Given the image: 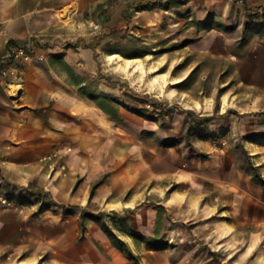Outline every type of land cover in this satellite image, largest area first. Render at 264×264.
Here are the masks:
<instances>
[{
  "label": "rangeland",
  "instance_id": "1",
  "mask_svg": "<svg viewBox=\"0 0 264 264\" xmlns=\"http://www.w3.org/2000/svg\"><path fill=\"white\" fill-rule=\"evenodd\" d=\"M141 1L67 7L34 46L50 51L70 94L114 118L88 133L104 137L109 124L128 144L166 149L170 167L141 189L140 207L158 212L153 249L187 264H252L264 246V4ZM62 252L75 264L70 247L11 264H61Z\"/></svg>",
  "mask_w": 264,
  "mask_h": 264
},
{
  "label": "crops",
  "instance_id": "2",
  "mask_svg": "<svg viewBox=\"0 0 264 264\" xmlns=\"http://www.w3.org/2000/svg\"><path fill=\"white\" fill-rule=\"evenodd\" d=\"M91 1L0 0V264H11L20 255L35 263L36 250L67 247L76 253L75 264L193 262L170 255L168 248L153 249L158 212L140 207L147 198L143 185L170 167L164 165L166 149L147 141L128 144L109 124L104 137L88 133L114 118L70 94L46 58L50 51L34 46L62 10H82ZM20 48L28 59L17 55ZM16 85L21 89L14 96L10 87ZM94 114L97 118L90 121ZM70 142L72 152L66 153ZM54 152L58 157L50 162L46 157ZM107 231L136 259L117 248ZM262 246L252 264H264ZM67 259L62 252L61 264H68Z\"/></svg>",
  "mask_w": 264,
  "mask_h": 264
},
{
  "label": "trees",
  "instance_id": "3",
  "mask_svg": "<svg viewBox=\"0 0 264 264\" xmlns=\"http://www.w3.org/2000/svg\"><path fill=\"white\" fill-rule=\"evenodd\" d=\"M149 1H152V0H142L141 2L142 3H147V2H149ZM135 6V5H134ZM132 7V6H131ZM125 17H126V22H127V17H128V15L127 14H125ZM115 28H123V27H113V28H111L110 29V31H109V33L111 32V31H113ZM106 36V34H101V35H99L97 38H104ZM84 46V48H95L96 47V42L94 41L92 44H90V45H86V44H84L83 45ZM257 177L258 178H261V176H260V174H257ZM108 232V235L112 238V241H113V243H114V245L117 247V248H119L120 250H122L123 252H125L126 254H128V256L131 258V259H136V257H135V255L131 252V250L128 248V246L125 244V243H123L122 241H120L119 239H118V237L114 234V233H112V232H110V231H107Z\"/></svg>",
  "mask_w": 264,
  "mask_h": 264
},
{
  "label": "built area",
  "instance_id": "4",
  "mask_svg": "<svg viewBox=\"0 0 264 264\" xmlns=\"http://www.w3.org/2000/svg\"><path fill=\"white\" fill-rule=\"evenodd\" d=\"M16 53H17V55H19L21 57H24L26 59H28L30 57L28 52L24 48L18 49ZM71 150H72L71 148H67L66 149V153L70 152ZM57 157H58V153L54 152V153H51V154L47 155L46 159L49 160L50 162H55ZM53 166L54 165H52V167ZM1 202L3 204L10 205V201H8L7 199H1Z\"/></svg>",
  "mask_w": 264,
  "mask_h": 264
},
{
  "label": "bare ground",
  "instance_id": "5",
  "mask_svg": "<svg viewBox=\"0 0 264 264\" xmlns=\"http://www.w3.org/2000/svg\"><path fill=\"white\" fill-rule=\"evenodd\" d=\"M181 80H175V79H173V82L174 83H177V82H180Z\"/></svg>",
  "mask_w": 264,
  "mask_h": 264
}]
</instances>
